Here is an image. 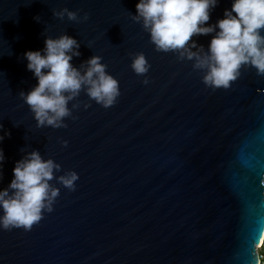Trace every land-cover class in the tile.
<instances>
[{
	"label": "water",
	"instance_id": "obj_1",
	"mask_svg": "<svg viewBox=\"0 0 264 264\" xmlns=\"http://www.w3.org/2000/svg\"><path fill=\"white\" fill-rule=\"evenodd\" d=\"M137 2L0 0V135L10 133L0 142V189L33 150L60 164L55 176L79 177L72 190L50 181L60 190L53 211L30 230L0 228V264H257L264 75L242 66L229 88L205 86L193 60L155 49L132 19ZM62 8L88 19L53 15ZM226 8L231 0H219L207 24ZM64 33L80 44L70 63L101 56L120 95L105 108L81 90L66 127H37L19 95L37 83L24 53ZM212 35L191 39L207 51ZM136 53L150 64L144 75L130 67Z\"/></svg>",
	"mask_w": 264,
	"mask_h": 264
},
{
	"label": "clouds",
	"instance_id": "obj_2",
	"mask_svg": "<svg viewBox=\"0 0 264 264\" xmlns=\"http://www.w3.org/2000/svg\"><path fill=\"white\" fill-rule=\"evenodd\" d=\"M219 0H138L133 20L140 22L149 34L150 42L160 52L178 53V59L193 60L194 69L203 71L202 81L205 86L229 88L231 82L240 75L242 66H252L258 75H264V0H231V8H226L223 18L215 24H207L210 12ZM53 15L70 21L87 20L77 11L62 8L53 10ZM35 19L39 20V17ZM212 35L207 51L203 45L191 39L193 36ZM79 42L64 33L58 37H45L44 48L27 50L24 57L27 69L37 83L28 91H21L20 97L28 105L37 127H66L64 118L72 114L69 101L85 91L89 99L108 108L120 95L119 82L106 71L107 65L102 57L93 55L80 68L70 61L79 56ZM196 49V51H193ZM130 67L137 75L149 71L143 53L131 56ZM149 83L147 77L142 81ZM89 105L85 104L87 108ZM78 105L73 104L72 108ZM3 129V125H0ZM6 135H0L2 142ZM67 145V141H62ZM5 160L0 148V168ZM60 164L52 158H43L39 151L26 152L15 162L13 178L4 189H0V228H23L30 230L38 223L44 212L53 211V204L59 195V188L50 181L54 178L62 186L72 190L78 174L60 171ZM264 245V238L259 239L255 247ZM257 264H264V252L257 259Z\"/></svg>",
	"mask_w": 264,
	"mask_h": 264
},
{
	"label": "built area",
	"instance_id": "obj_3",
	"mask_svg": "<svg viewBox=\"0 0 264 264\" xmlns=\"http://www.w3.org/2000/svg\"><path fill=\"white\" fill-rule=\"evenodd\" d=\"M264 238V233H263V237ZM257 250V255H258V258L260 257L261 253L264 252V245H260L259 247L256 248Z\"/></svg>",
	"mask_w": 264,
	"mask_h": 264
}]
</instances>
